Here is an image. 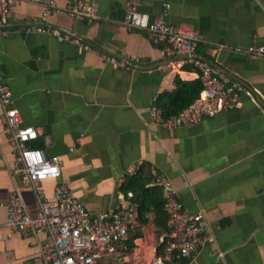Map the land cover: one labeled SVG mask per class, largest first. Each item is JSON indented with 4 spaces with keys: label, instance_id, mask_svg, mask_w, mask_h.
I'll use <instances>...</instances> for the list:
<instances>
[{
    "label": "crops",
    "instance_id": "0c3cea01",
    "mask_svg": "<svg viewBox=\"0 0 264 264\" xmlns=\"http://www.w3.org/2000/svg\"><path fill=\"white\" fill-rule=\"evenodd\" d=\"M84 1L97 9L91 21L42 19V4L27 0L0 18V73L12 106L21 125L37 130L29 144L61 160L60 177L39 188L51 199L62 180L90 212L111 213L126 205L129 177L153 187L155 173L164 172L185 213L200 212L204 224L198 251L166 264H264V58L245 52L264 45V0H166L170 23L201 32L196 54L246 89L239 106L178 127L162 123L156 98L174 88L176 75L199 79L197 69L164 55L145 29L123 25L130 0ZM163 1L137 0V9L152 20ZM15 156L0 119V264H33L45 235L6 225L12 193L31 217L39 211L34 188L13 170ZM132 201L136 216L106 264L162 255L168 222V229L156 224L152 207L140 215L134 194Z\"/></svg>",
    "mask_w": 264,
    "mask_h": 264
},
{
    "label": "built area",
    "instance_id": "2783aa9c",
    "mask_svg": "<svg viewBox=\"0 0 264 264\" xmlns=\"http://www.w3.org/2000/svg\"><path fill=\"white\" fill-rule=\"evenodd\" d=\"M17 1L0 0V18ZM27 1L42 4V19L49 13L66 14L87 21L97 16L96 7L84 0H73L65 5H58L56 0ZM137 6V0L127 3L123 25L145 29L151 37L162 42L164 55L177 57L178 65L191 63L197 69L202 83L199 95L184 110L166 117L162 121L164 125L188 126L205 116L239 106L241 96L246 92L244 85L219 72L209 61L196 54V48L203 39L198 29L170 23L167 20L169 5L166 0L162 2L160 13L152 20L140 13ZM35 29L50 31L42 25ZM58 38L62 39V36ZM245 52L251 57L264 58V45H249ZM109 60L119 63L113 57ZM0 108V119L16 154L13 170L21 174L24 183L34 188L39 203L37 215L31 217L20 196L17 193L10 194L5 204L6 225L22 234L33 231L45 235L39 253L33 258V264H106L104 259L114 251L115 243L125 238L128 222L136 216L137 206L132 201L133 193L127 191L126 205L111 213L90 212L62 180L55 183L53 196L48 199L39 188V182L47 178L58 179L61 160L57 155L47 156L41 148L29 144L36 138L37 130L30 125H21V117L12 106L10 88L3 82L1 73ZM151 111L156 115L155 107ZM152 185L162 190L163 208L171 232L163 241L162 255L153 257L146 264H166L175 258L192 257L202 244V214L185 213L183 203L176 196L172 182L164 172L155 173Z\"/></svg>",
    "mask_w": 264,
    "mask_h": 264
},
{
    "label": "trees",
    "instance_id": "16d2710c",
    "mask_svg": "<svg viewBox=\"0 0 264 264\" xmlns=\"http://www.w3.org/2000/svg\"><path fill=\"white\" fill-rule=\"evenodd\" d=\"M201 89L202 83L199 79L183 80L176 75L174 77V88L171 91L161 92L156 98V105L161 108V114L165 117L177 114L184 110L199 95ZM126 182L138 203L139 214L142 215L145 210L151 207L154 208L156 224L168 229V217L163 208L162 190L155 186L145 187L139 177H129ZM162 246L163 242L159 245L158 250Z\"/></svg>",
    "mask_w": 264,
    "mask_h": 264
}]
</instances>
